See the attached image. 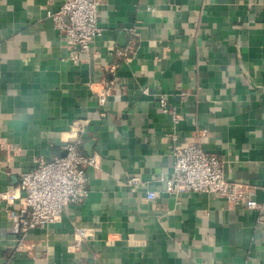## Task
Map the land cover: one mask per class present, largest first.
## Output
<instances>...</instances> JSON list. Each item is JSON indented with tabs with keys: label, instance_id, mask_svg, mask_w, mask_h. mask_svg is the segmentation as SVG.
Segmentation results:
<instances>
[{
	"label": "crops",
	"instance_id": "1",
	"mask_svg": "<svg viewBox=\"0 0 264 264\" xmlns=\"http://www.w3.org/2000/svg\"><path fill=\"white\" fill-rule=\"evenodd\" d=\"M56 9L0 0V192L63 155L79 122L100 169L85 167L87 196L22 243L0 201V264H264V0H103V35L76 60ZM173 135L217 156L259 208L168 194ZM75 226L93 231L78 248Z\"/></svg>",
	"mask_w": 264,
	"mask_h": 264
},
{
	"label": "built area",
	"instance_id": "2",
	"mask_svg": "<svg viewBox=\"0 0 264 264\" xmlns=\"http://www.w3.org/2000/svg\"><path fill=\"white\" fill-rule=\"evenodd\" d=\"M57 6L48 16L61 37L72 49L71 58L77 59L79 53H89L96 38L103 35L99 24V11L103 0H51ZM146 93V91H144ZM98 105L104 106L109 96V88L105 86L95 92ZM159 107L163 113L171 112L167 98L161 95ZM72 131L65 135L63 155L51 159L40 157L37 166L20 175V182L4 192H0V201L6 204L9 217L18 222L20 242L24 241L28 232L49 225L58 224L67 206L78 205L88 194V177L85 167L100 169L97 156H87L82 151L86 125L79 122ZM171 155L174 159L173 176L167 181V193L178 197L181 194L206 193L218 195L227 203L243 205L248 210H257L258 202L250 185L230 181L225 174V164L215 155L205 152L200 146L183 147L178 137L170 139ZM141 182L138 176L127 180L130 187ZM158 192L148 191L149 201L156 200ZM21 202L20 211L15 204ZM76 244L78 248L93 237V231L83 226H75Z\"/></svg>",
	"mask_w": 264,
	"mask_h": 264
}]
</instances>
